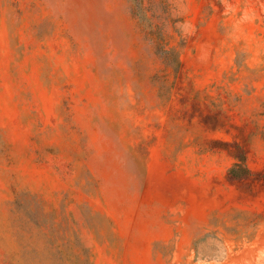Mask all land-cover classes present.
Instances as JSON below:
<instances>
[{"label": "rangeland", "instance_id": "rangeland-1", "mask_svg": "<svg viewBox=\"0 0 264 264\" xmlns=\"http://www.w3.org/2000/svg\"><path fill=\"white\" fill-rule=\"evenodd\" d=\"M0 264H264V0H0Z\"/></svg>", "mask_w": 264, "mask_h": 264}, {"label": "trees", "instance_id": "trees-1", "mask_svg": "<svg viewBox=\"0 0 264 264\" xmlns=\"http://www.w3.org/2000/svg\"><path fill=\"white\" fill-rule=\"evenodd\" d=\"M240 161H242V162H244L245 160H244V158L242 157V158H240ZM240 169H243L244 170V168H242V167H238V166H236L235 168H233L232 170H231V173H232V175H237V173L240 171Z\"/></svg>", "mask_w": 264, "mask_h": 264}]
</instances>
